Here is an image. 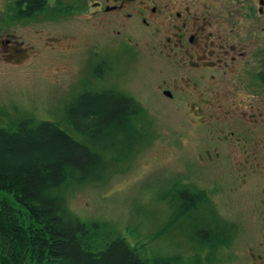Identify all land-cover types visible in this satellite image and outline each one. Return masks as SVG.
Masks as SVG:
<instances>
[{
  "label": "rangeland",
  "instance_id": "374dc122",
  "mask_svg": "<svg viewBox=\"0 0 264 264\" xmlns=\"http://www.w3.org/2000/svg\"><path fill=\"white\" fill-rule=\"evenodd\" d=\"M12 1L0 0V36L15 33L29 55L16 63L0 60V126L25 116L52 120L83 140L65 108L90 88L86 60L94 57L93 47L100 57L114 35L86 12L6 22ZM126 62L120 59L117 72L142 106L131 118L139 134L123 150H100L106 163L100 177L60 185L68 211L96 224L98 246L120 236L141 256L171 264H250L252 249V264H264L254 259L260 252L264 261V124L217 121L209 108L189 106L194 93L178 90L175 100H160L158 84L179 70L168 72L148 49L129 70ZM231 128L240 131L235 139ZM184 188L199 195L183 198Z\"/></svg>",
  "mask_w": 264,
  "mask_h": 264
},
{
  "label": "flooded vegetation",
  "instance_id": "af4514ba",
  "mask_svg": "<svg viewBox=\"0 0 264 264\" xmlns=\"http://www.w3.org/2000/svg\"><path fill=\"white\" fill-rule=\"evenodd\" d=\"M12 3L6 17L10 23L86 12L87 17L95 16L108 24L114 35L113 43L105 48L106 55L100 57L93 47L94 57L86 60L87 75L93 78L85 76L86 86L91 89L81 90L73 99L99 91L102 100L112 104L116 102L112 92L129 94L120 84L118 63L126 57L129 70L141 51L148 49L149 54L163 58V67L168 72L179 70L178 76L163 77L158 84L156 92L160 100H175L178 90L190 97L194 93L198 95L188 100L189 106L209 108L210 116L217 121L264 124V0H13ZM28 55L27 43L15 33L0 36V60L16 63ZM179 79L186 85H180ZM211 107H217L218 114ZM242 131L249 136L248 140L249 131ZM228 132L235 139L233 135L240 131L231 128ZM261 184L262 188L264 182ZM252 252L250 249V264ZM262 258L258 252L254 259L262 263Z\"/></svg>",
  "mask_w": 264,
  "mask_h": 264
},
{
  "label": "trees",
  "instance_id": "16d2710c",
  "mask_svg": "<svg viewBox=\"0 0 264 264\" xmlns=\"http://www.w3.org/2000/svg\"><path fill=\"white\" fill-rule=\"evenodd\" d=\"M112 93V104L97 91L66 106L83 140L52 120L25 116L0 126V264H171L141 256L120 236L98 246L96 224L71 214L58 191L69 179L100 177L106 166L100 150H123L139 134L131 118L141 113L140 102ZM179 194L199 195L186 188Z\"/></svg>",
  "mask_w": 264,
  "mask_h": 264
},
{
  "label": "water",
  "instance_id": "95a60500",
  "mask_svg": "<svg viewBox=\"0 0 264 264\" xmlns=\"http://www.w3.org/2000/svg\"><path fill=\"white\" fill-rule=\"evenodd\" d=\"M165 92H167V91H165ZM23 264H26V259H24Z\"/></svg>",
  "mask_w": 264,
  "mask_h": 264
}]
</instances>
